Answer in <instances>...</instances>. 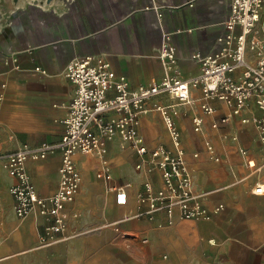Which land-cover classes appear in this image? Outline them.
I'll list each match as a JSON object with an SVG mask.
<instances>
[{
  "label": "crops",
  "instance_id": "crops-1",
  "mask_svg": "<svg viewBox=\"0 0 264 264\" xmlns=\"http://www.w3.org/2000/svg\"><path fill=\"white\" fill-rule=\"evenodd\" d=\"M192 1L190 6L189 0H0V264H85L106 251L129 250L130 241H137V248L159 241L164 264H264V191H255L264 185V142L253 121L262 111L252 99L235 113L224 100L205 99L200 86H191L189 103L169 93L154 95L137 127L148 148L172 150L153 105H175L181 148L209 218L184 219L178 208L172 223L160 212L140 215L146 206L137 200L143 183L150 181L155 189L165 184L150 162L136 167L144 156L117 132L105 136V154L75 152L80 182L65 203L64 231L43 243L40 234L50 218L37 208L16 214L11 186L17 179L7 170L5 154L61 139L75 92L67 63L102 56L117 75L126 76L132 91L164 75H197L200 65L192 54L225 47L218 38L231 7L227 0ZM257 24L264 39V8ZM165 42L176 47L174 62L160 56ZM246 56L251 63L257 60L251 50ZM205 103L214 110L205 112ZM195 116L202 118L199 131ZM249 158L256 169L247 164ZM60 166L59 150L26 161L41 197L59 188ZM105 170L110 178L101 174ZM121 186L128 199L119 205ZM218 204L223 207L216 211Z\"/></svg>",
  "mask_w": 264,
  "mask_h": 264
},
{
  "label": "built area",
  "instance_id": "built-area-1",
  "mask_svg": "<svg viewBox=\"0 0 264 264\" xmlns=\"http://www.w3.org/2000/svg\"><path fill=\"white\" fill-rule=\"evenodd\" d=\"M227 1L231 10L224 21L225 31L218 38V42L225 43V47L217 53L194 52L192 59L200 65L197 75L188 78L164 75L153 84H142L132 91L126 76L117 75L111 63L102 56L89 54L67 63L66 74L74 83L75 92L67 106L65 131L61 139L50 143L42 142L33 147L25 146L5 154L7 170L17 179L11 186L16 214L22 217L37 208L40 214L50 218L40 234L43 243H49L56 233L66 229L68 214L65 203L73 199L80 182V172L74 160L75 152L98 150L105 154V136L115 132L121 133L131 147L144 156L136 167L142 168L145 162H150L159 169L165 184V187L155 189L150 181L143 183L137 200L146 206L140 210V215L151 217L160 212L172 223L171 217L175 208H178L180 217L184 219L209 218L210 213L204 205L203 195L194 190L192 172L181 148L175 105H153L162 114L173 142L172 150L162 145L148 148L137 125L140 114L148 110L147 101L154 98V95L169 93L179 102L189 103L191 86H200L205 99L224 100L235 113H239L241 108L254 99L262 112L253 121L264 142V39L260 37L257 28L264 0ZM189 5H193L192 0H189ZM248 50L255 53V63L247 59ZM160 56L169 63L174 62L176 47L165 42ZM8 60L9 58L6 62ZM3 102L0 94V108ZM202 107L205 112L214 110L207 103ZM194 124V129L199 131L202 118L195 116ZM207 147L213 150L211 144L207 143ZM55 150L61 152L59 188L52 196L41 197L26 170V161L45 158ZM247 164L250 168H257L253 158H249ZM101 174L110 178L108 170ZM255 191L263 192L264 185H258ZM127 199V192L121 186L117 189L116 203L125 204ZM222 207V204H218L216 211Z\"/></svg>",
  "mask_w": 264,
  "mask_h": 264
},
{
  "label": "rangeland",
  "instance_id": "rangeland-1",
  "mask_svg": "<svg viewBox=\"0 0 264 264\" xmlns=\"http://www.w3.org/2000/svg\"><path fill=\"white\" fill-rule=\"evenodd\" d=\"M129 250L122 247L113 251L103 253L102 259L91 260L85 264H164V253L159 241L152 245H141L138 247L137 241H130Z\"/></svg>",
  "mask_w": 264,
  "mask_h": 264
}]
</instances>
